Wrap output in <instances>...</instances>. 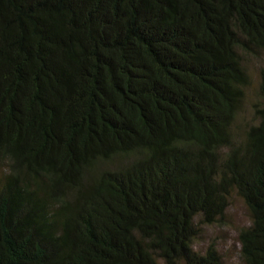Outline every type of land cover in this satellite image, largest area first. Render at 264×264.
Here are the masks:
<instances>
[{
  "label": "trees",
  "instance_id": "16d2710c",
  "mask_svg": "<svg viewBox=\"0 0 264 264\" xmlns=\"http://www.w3.org/2000/svg\"><path fill=\"white\" fill-rule=\"evenodd\" d=\"M264 0H0V264H264Z\"/></svg>",
  "mask_w": 264,
  "mask_h": 264
},
{
  "label": "rangeland",
  "instance_id": "374dc122",
  "mask_svg": "<svg viewBox=\"0 0 264 264\" xmlns=\"http://www.w3.org/2000/svg\"><path fill=\"white\" fill-rule=\"evenodd\" d=\"M244 65L249 75V85L245 89V98L238 119V127L244 129L253 122V106L261 102L257 95L259 69L264 65V55L246 56ZM250 224L248 211L235 192L230 195L229 205L224 218L213 225L199 226L198 235L193 240L192 248L203 253L209 245H213L224 264H243L239 256L238 233Z\"/></svg>",
  "mask_w": 264,
  "mask_h": 264
}]
</instances>
